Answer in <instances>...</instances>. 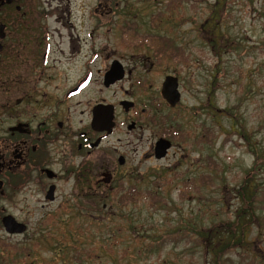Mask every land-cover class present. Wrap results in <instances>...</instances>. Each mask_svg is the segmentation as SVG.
Returning a JSON list of instances; mask_svg holds the SVG:
<instances>
[{
	"label": "rangeland",
	"instance_id": "374dc122",
	"mask_svg": "<svg viewBox=\"0 0 264 264\" xmlns=\"http://www.w3.org/2000/svg\"><path fill=\"white\" fill-rule=\"evenodd\" d=\"M81 1L92 5L91 0ZM136 1L130 3L139 19L131 20L140 24V35L157 34L150 36L156 42L132 34L130 52L123 51L116 35V52L126 58L133 53L150 55L144 45H157L164 61L156 68L157 77L182 72V99L173 114L189 136L158 160L153 130L117 132L112 138L118 147L116 164L120 153L127 161L118 165L112 185L119 188L123 181L127 190H157L168 205L153 207L139 199L121 205L115 189L93 198L76 196L74 179L61 182V196L50 206L43 205L42 195H20L16 202L1 204L28 221V232L9 234L0 221V264L10 259V264H250L252 259L264 264V211H258L261 218L250 226L245 259L227 254L218 261L195 234L221 220L234 221L236 214L230 213L239 210L237 190L246 180L264 189V169L247 176L254 166L253 151L264 149V0ZM152 13L161 19L152 21ZM155 27L157 33L150 30ZM163 37L167 44L161 47L157 38ZM213 37L218 40L215 45L206 40ZM121 86L114 88L116 103L123 97ZM97 90L92 83L87 95L93 97ZM208 131H213L212 143L208 138V144L199 143ZM243 131L247 138L240 137ZM205 163H214L215 169ZM211 171L214 182L201 175ZM261 202L264 206V198Z\"/></svg>",
	"mask_w": 264,
	"mask_h": 264
},
{
	"label": "flooded vegetation",
	"instance_id": "af4514ba",
	"mask_svg": "<svg viewBox=\"0 0 264 264\" xmlns=\"http://www.w3.org/2000/svg\"><path fill=\"white\" fill-rule=\"evenodd\" d=\"M91 1L89 6L80 0H0V221L9 234L27 233L29 223L2 202L30 193L42 195L43 205L50 206L68 179L75 181L76 196L113 191L118 165L127 161L120 153L116 164L112 140L122 129L153 130L158 160L189 136L173 114L181 100L173 106L163 93L167 78L176 77L182 99V72L157 77L164 62L157 45H144L150 55L126 58L116 52V35L119 48L129 51L131 35L143 34L131 20L139 15L132 14L130 0ZM158 15L149 18L159 21ZM150 30L157 33L156 27ZM92 83L98 90L89 97ZM119 84L123 97L116 103ZM163 139L170 147L157 158ZM7 217L26 229L8 231Z\"/></svg>",
	"mask_w": 264,
	"mask_h": 264
},
{
	"label": "trees",
	"instance_id": "16d2710c",
	"mask_svg": "<svg viewBox=\"0 0 264 264\" xmlns=\"http://www.w3.org/2000/svg\"><path fill=\"white\" fill-rule=\"evenodd\" d=\"M176 2V0H174ZM179 2L176 4L178 5ZM172 10V9H170ZM222 18V17H221ZM137 37H140V39L146 40L148 43L155 44L156 41L152 40V37L148 35H139L136 34ZM165 37V36H164ZM162 39H165V38ZM158 39V38H157ZM158 39L157 44H159L161 47H163V44L166 45L167 43L163 40ZM207 42H211V45H215L218 40L213 37L207 38ZM222 42V41H221ZM235 118V117H234ZM238 127V125H237ZM243 129V126H241ZM241 129V131H242ZM206 137H202L201 141L199 143H206V138L209 139V141L213 137V131L207 132ZM241 138H247L246 133L243 131V133L240 135ZM206 141V142H205ZM212 143V141H210ZM254 154V166L251 172L247 173V176L253 177L256 174H259L262 169H264V149L260 148L258 150L253 151ZM208 164V161H207ZM205 163L206 167H211V169H215V164L212 163L210 165H207ZM219 164V163H218ZM220 165V164H219ZM221 166V165H220ZM217 171V170H215ZM182 175L183 174H178ZM204 179H208L210 181H215L214 175L211 172H206V174H201ZM185 179V178H184ZM184 185L186 188L190 190V183L188 182V179L184 180ZM121 184V185H120ZM253 184V185H252ZM120 187L115 188L114 191H116L115 197H118L121 205H129L134 203L135 201L143 200V201H150L153 207H157L158 205H168V201L164 202L160 200V196L158 195L157 190H148L145 191V193H140V191L137 190L135 186L131 187V189L127 190L125 187V183L123 181H120L119 183ZM244 186L239 187L237 190L238 197L241 200V205L237 208L239 209L237 212L230 213V215H235V219L233 222H227V221H219L218 223H214L210 227H201L198 228V230L195 231V234L197 235V238L200 240V245H204L206 251H212L216 257L217 260L221 259L223 256L227 254H236L238 256L243 257V259L247 258L245 255V248L247 243V236L249 234L250 226L251 224L257 220L260 219V215L258 211H261L263 213L264 206L261 205V199L264 198V189L260 183H252L251 181L246 180ZM199 189V188H198ZM197 190V189H196ZM263 191V196H261ZM263 201V200H262ZM68 207H66V211H68ZM53 221V219L51 220ZM65 231V230H64ZM203 241V243H201ZM39 244L36 243L35 246H38ZM244 249H243V248ZM240 248H242V252L238 251ZM27 251L30 252V250ZM18 250V249H17ZM76 253H79L78 248L75 250ZM27 252V253H28ZM31 254V253H30ZM29 257V254H27ZM13 259L7 260V262L10 264V261ZM229 260V259H228ZM231 260V259H230ZM250 264H256L255 259L249 260Z\"/></svg>",
	"mask_w": 264,
	"mask_h": 264
},
{
	"label": "water",
	"instance_id": "95a60500",
	"mask_svg": "<svg viewBox=\"0 0 264 264\" xmlns=\"http://www.w3.org/2000/svg\"><path fill=\"white\" fill-rule=\"evenodd\" d=\"M163 93L169 100L171 105L175 106L181 100V94L178 89V82L176 77H168L164 83ZM157 147V158L165 156L167 149L170 147V142L166 140H160ZM5 225L10 232H23L26 226L22 223H17L13 218L7 217L5 219Z\"/></svg>",
	"mask_w": 264,
	"mask_h": 264
}]
</instances>
